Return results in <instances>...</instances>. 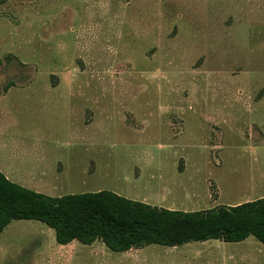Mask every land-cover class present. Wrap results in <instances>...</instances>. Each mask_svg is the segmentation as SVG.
Wrapping results in <instances>:
<instances>
[{
	"label": "rangeland",
	"instance_id": "rangeland-1",
	"mask_svg": "<svg viewBox=\"0 0 264 264\" xmlns=\"http://www.w3.org/2000/svg\"><path fill=\"white\" fill-rule=\"evenodd\" d=\"M263 96L264 0H0V164L37 192L246 202ZM47 227L12 221L0 264L41 262Z\"/></svg>",
	"mask_w": 264,
	"mask_h": 264
},
{
	"label": "trees",
	"instance_id": "trees-1",
	"mask_svg": "<svg viewBox=\"0 0 264 264\" xmlns=\"http://www.w3.org/2000/svg\"><path fill=\"white\" fill-rule=\"evenodd\" d=\"M14 220L47 224L60 244L101 240L115 252L209 239L240 242L249 236L264 244V198L207 210H172L108 190L51 196L10 180L0 170V232Z\"/></svg>",
	"mask_w": 264,
	"mask_h": 264
},
{
	"label": "crops",
	"instance_id": "crops-1",
	"mask_svg": "<svg viewBox=\"0 0 264 264\" xmlns=\"http://www.w3.org/2000/svg\"><path fill=\"white\" fill-rule=\"evenodd\" d=\"M262 104L261 105H258ZM257 102L259 109L258 113L262 110V113L257 114L261 116V123L258 124L261 129L264 128V96ZM3 111V110H2ZM225 120V118H224ZM256 125L252 124V127ZM255 129V127H253ZM263 139L264 137L261 136ZM263 141V140H262ZM264 142V141H263ZM254 161L259 164H264V157H255ZM0 170L10 179L13 177V168L0 164ZM30 172L34 171L33 168H29ZM29 172V173H30ZM258 177L253 178L250 186L252 190H261L259 194H255V198L247 199V201H253L264 198V167L258 169ZM34 177V173L31 174ZM11 180V179H10ZM53 184L51 187L53 190ZM162 203L164 201H161ZM165 203V202H164ZM191 204L192 210L188 208H182L183 211H198L204 202L196 201V203L186 202L185 204ZM242 202L236 203L241 204ZM163 207L164 206H158ZM167 208V207H166ZM168 209L175 210L171 206ZM11 224V223H10ZM9 224V225H10ZM8 225V226H9ZM7 226V227H8ZM6 227V228H7ZM40 239H43L45 243L49 244L45 248H39L37 250V256L39 255L41 262H35L34 258L25 264H72L77 258L85 255L89 264H94L101 259L104 261L102 264H108L107 259L112 255L108 253L110 250L106 244L97 240L92 244H78V240H74L68 244H60L56 239V232L53 228L47 227L42 230ZM81 243V242H80ZM157 246H163L159 244H151L142 248H132L128 251L117 252L120 258L121 264H264V244L260 242L255 236H249L240 242H227L221 239H209L206 241H193L181 246H163L161 249ZM38 249V248H37ZM147 250L152 251L149 255ZM23 253V249L20 250ZM115 252V251H114ZM86 253V254H83ZM34 257V256H33ZM20 264V263H19Z\"/></svg>",
	"mask_w": 264,
	"mask_h": 264
}]
</instances>
